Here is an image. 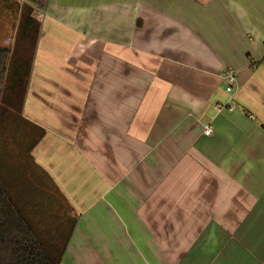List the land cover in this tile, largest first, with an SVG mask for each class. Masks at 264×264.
<instances>
[{"label": "crops", "instance_id": "crops-1", "mask_svg": "<svg viewBox=\"0 0 264 264\" xmlns=\"http://www.w3.org/2000/svg\"><path fill=\"white\" fill-rule=\"evenodd\" d=\"M2 1L16 25L28 0ZM34 17L22 117L67 201L50 233L75 223L61 264H264V0H45Z\"/></svg>", "mask_w": 264, "mask_h": 264}, {"label": "trees", "instance_id": "trees-1", "mask_svg": "<svg viewBox=\"0 0 264 264\" xmlns=\"http://www.w3.org/2000/svg\"><path fill=\"white\" fill-rule=\"evenodd\" d=\"M28 2L18 29L20 45L17 42L10 47H0V129L5 124L15 122L17 117L30 125L23 119L22 109L41 28L34 17V8L42 7L45 0ZM9 116L15 119L9 120ZM43 135V131L35 129V139L26 154L30 170L24 165L25 157L23 160L14 159L7 152H0V264H61L72 234L75 223L68 235L64 233L57 239L50 233L52 226L45 225L55 214L57 203L55 200H46L43 193L61 198L58 201L61 208L67 205V201L31 157L32 149ZM34 171L45 177L48 181L46 187H35L38 177H34V180L30 178Z\"/></svg>", "mask_w": 264, "mask_h": 264}, {"label": "rangeland", "instance_id": "rangeland-1", "mask_svg": "<svg viewBox=\"0 0 264 264\" xmlns=\"http://www.w3.org/2000/svg\"><path fill=\"white\" fill-rule=\"evenodd\" d=\"M3 1L0 0V47H10L13 46L14 43L18 42V45H20V35H19V27L22 20V13L20 11V15L15 17L16 25L13 24V21L11 19V16H8L6 12L4 11V7H2ZM19 10H16V13L18 14ZM5 21H8V27L5 25ZM17 45V46H18ZM11 114H14L13 111H11ZM15 116V115H10ZM9 116V120H14L15 118L11 119ZM4 121L3 119H1ZM7 120V119H6ZM5 120V121H6ZM1 121V123H2ZM35 139V130L32 126L26 124L21 118H16L15 122L5 124L2 129H0V152L5 151L8 154L12 155L14 159H21L23 160L25 157V163L24 165L27 166V169H31V165L29 162V159H27L26 154L28 152V149L30 148L32 142ZM38 177L35 183V187L42 188L46 187V183L48 181L45 179L41 173L34 171L30 178ZM42 177V178H40ZM29 180V177H28ZM30 181V180H29ZM51 192V191H50ZM43 196L46 200L49 199V202L52 200H55L57 203V206L54 208V215L56 216L55 219H53L54 215H51L52 219L45 222L46 226H55L58 222L57 219L59 215H57V207L60 206V203L58 201L61 200V198H54L51 196L50 193H43ZM42 198V200L44 199ZM51 199V200H50ZM53 210V209H51ZM51 214V213H50ZM60 216V221H61ZM53 236H56L55 234H52Z\"/></svg>", "mask_w": 264, "mask_h": 264}, {"label": "built area", "instance_id": "built-area-1", "mask_svg": "<svg viewBox=\"0 0 264 264\" xmlns=\"http://www.w3.org/2000/svg\"><path fill=\"white\" fill-rule=\"evenodd\" d=\"M224 81H226L228 84L227 91L231 92L234 86L237 84V73L235 71H229L224 76ZM211 134H212V127L207 124L205 126V135L210 136Z\"/></svg>", "mask_w": 264, "mask_h": 264}]
</instances>
